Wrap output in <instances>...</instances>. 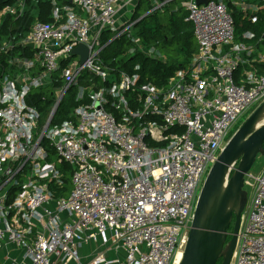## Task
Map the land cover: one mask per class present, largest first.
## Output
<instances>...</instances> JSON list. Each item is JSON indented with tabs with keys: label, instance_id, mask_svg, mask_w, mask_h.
I'll use <instances>...</instances> for the list:
<instances>
[{
	"label": "built area",
	"instance_id": "1",
	"mask_svg": "<svg viewBox=\"0 0 264 264\" xmlns=\"http://www.w3.org/2000/svg\"><path fill=\"white\" fill-rule=\"evenodd\" d=\"M151 1L149 12L165 3ZM137 2L53 0L51 20L34 21L20 41L33 44L31 55L15 54L0 70V248L21 251L2 264H178L210 166L242 115L264 100V32L238 36L224 0H185L197 47L164 84L138 72L111 74L101 52L114 38L133 42L127 53L160 56L139 44L128 9ZM230 2L251 23L264 12V0ZM24 8L17 0L0 16ZM79 43L88 49L82 63L72 52ZM73 84L78 104L53 122ZM40 87L52 107L39 127L41 111L29 94ZM249 172L230 264H264V164L258 175Z\"/></svg>",
	"mask_w": 264,
	"mask_h": 264
},
{
	"label": "trees",
	"instance_id": "2",
	"mask_svg": "<svg viewBox=\"0 0 264 264\" xmlns=\"http://www.w3.org/2000/svg\"><path fill=\"white\" fill-rule=\"evenodd\" d=\"M52 1L23 0L25 8L20 15L5 13L0 16V48L3 44L11 45V48L6 52L0 49V70L10 67L7 65V59L15 54L31 55L32 49L27 45H22L20 41L29 32L34 21L48 22L51 20ZM54 1L60 5L69 3V0ZM16 2L17 0H0V10L6 5H14ZM142 4H145L146 9L152 7L150 2L138 0L131 15V21L137 20L143 13L140 11ZM186 16L187 11L180 3L173 10L170 7H166L163 10L147 12L135 22L134 28L137 27L138 29L135 33L139 38V44L145 47H156L161 57L149 56L138 50L133 53H127V49L134 44L124 35L114 38L105 45L101 52L104 65L110 68L111 74H117L120 71L128 73L138 72L142 81L152 82L156 85L164 84L174 70L185 66L189 62L192 54L196 51V48H194L192 25L185 19ZM233 18L236 33L239 36V32L250 25L249 22L242 20V14L240 13L234 14ZM258 25H264V14L260 15ZM110 36L111 34L109 33L105 34L102 37V42L107 41ZM262 41L264 44V39ZM135 65L139 66L138 70L134 69ZM83 78L85 79L84 82H86L88 78L87 73L83 74ZM94 79L97 81L96 77ZM43 96L45 97V101L43 100ZM29 102L36 106L41 111V114H46L48 110L46 102L51 103V93H49L47 87L32 89L29 94ZM77 104L78 101L70 100L67 109L62 113L60 119L67 118L68 112ZM42 144L53 154V150L45 140L42 141ZM58 167L64 174L65 188L69 189L68 174L70 173V168L63 162ZM229 230H232V224ZM229 238L230 236L228 235L227 239ZM220 263L221 258L215 264Z\"/></svg>",
	"mask_w": 264,
	"mask_h": 264
},
{
	"label": "water",
	"instance_id": "3",
	"mask_svg": "<svg viewBox=\"0 0 264 264\" xmlns=\"http://www.w3.org/2000/svg\"><path fill=\"white\" fill-rule=\"evenodd\" d=\"M206 3L208 0H195ZM71 0H69V3ZM32 47V43H28ZM73 54L86 59L83 43ZM264 100L247 115L210 166L196 200L186 244L178 264H230L241 213L247 201L244 178L258 155L264 156ZM232 224V230H229ZM230 236L227 239V236Z\"/></svg>",
	"mask_w": 264,
	"mask_h": 264
},
{
	"label": "crops",
	"instance_id": "4",
	"mask_svg": "<svg viewBox=\"0 0 264 264\" xmlns=\"http://www.w3.org/2000/svg\"><path fill=\"white\" fill-rule=\"evenodd\" d=\"M145 1H147V2H150V4H152V1L151 0H145ZM156 1H165V3H164V5H163V7L160 9V10H163L164 8H166V7H170L172 10L173 9H176V7L178 6V4L180 3V4H182L183 5V3L185 2V0H156ZM227 4H228V6L230 7V9H231V11H232V14L234 15V14H238V13H240L241 14V12L230 2L231 0H224ZM257 1H259V0H245V2H247V3H252V4H255V2H257ZM136 6V5H135ZM135 6H133V10H134V8H135ZM184 6V5H183ZM141 10L140 11H142V8H143V13L140 15V17L139 18H141V17H143L147 12H149V10L150 9H146L145 8V4H142L141 6ZM132 14H133V12H132ZM131 14V15H132ZM259 14V19H260V15L261 14H264V12H260V13H258ZM138 18V19H139ZM137 19V20H138ZM258 19V20H259ZM136 20V21H137ZM242 20H244V21H246V22H249V27H247V28H244L243 30H245V29H251V30H253L254 32H255V34L256 35H261L263 32H264V25L263 26H259L258 25V21L256 22V23H251L249 20H248V18L247 17H243L242 16ZM242 30V31H243ZM241 31V32H242ZM192 32H193V29H192ZM241 32H239V33H241ZM238 33V34H239ZM237 34V33H236ZM263 39H264V36H263ZM193 41H194V48H196L197 47V44H196V40H195V38H194V35H193ZM261 42V41H260ZM258 49L259 50H264V44H263V41L261 42V43H259L258 44ZM90 248V247H89ZM82 250V253H84L85 255H87V252H88V247L87 248H82L81 249ZM21 253V251L20 250H17V249H14L13 248V246L11 245V244H6V245H4V246H2L1 248H0V264H2V259L4 258V256L6 255V254H9L10 256H13V257H16V258H18L19 257V254ZM4 261V260H3ZM4 264H10V262H9V260H7L6 262L4 261Z\"/></svg>",
	"mask_w": 264,
	"mask_h": 264
},
{
	"label": "rangeland",
	"instance_id": "5",
	"mask_svg": "<svg viewBox=\"0 0 264 264\" xmlns=\"http://www.w3.org/2000/svg\"><path fill=\"white\" fill-rule=\"evenodd\" d=\"M132 7H133V6H128V9H129V10H132ZM142 11H143V8H142ZM137 30H138L137 27L134 28V31H137ZM156 57H159V58H160L161 56H156ZM81 82H82V81H81ZM78 90H79L78 85H77V84H73V85L71 86V88L67 91L65 97H64L63 100L61 101V104H60V106H59V108H58V110H57V112H56V114H55V116H54L55 121H58V120L61 118L62 113L65 111V109H67V107H68V105H69V101L72 100V99L76 96V93L78 92ZM49 97H50V96H49ZM46 103H47V109H48V110H47L46 114H45V113H42V114H41V117H40V119H39V127L42 126L43 123L46 121L47 116H48V113H49V110H50V108L52 107V104H51V103H49V102H46ZM252 110H253V109H250L246 114L242 115V117L240 118V120H239L238 123H237V127L240 126V124L245 120V118L247 117V115H248ZM235 128H236V127H233V128L231 129L230 134H233L232 132L235 131ZM174 131H176V132H180V131H181V128H175ZM263 164H264V156L258 155V156L256 157V159H255L253 165L251 166V168H250V170H249V171H250L249 173H251V174H253V175H258L259 172H260L261 169H262ZM68 178L70 179V176H69V175H68ZM70 186H71V185H70V181H69V188H70ZM244 189L246 190V192H247V197L249 198L251 188H249L248 186L245 185V186H244ZM244 212H245V210L242 212V214H241L242 216H243Z\"/></svg>",
	"mask_w": 264,
	"mask_h": 264
},
{
	"label": "bare ground",
	"instance_id": "6",
	"mask_svg": "<svg viewBox=\"0 0 264 264\" xmlns=\"http://www.w3.org/2000/svg\"><path fill=\"white\" fill-rule=\"evenodd\" d=\"M180 257V253L177 254V259Z\"/></svg>",
	"mask_w": 264,
	"mask_h": 264
}]
</instances>
